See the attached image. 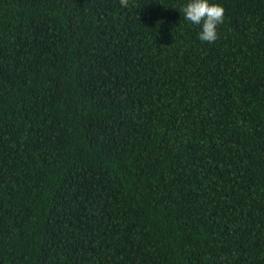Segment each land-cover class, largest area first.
<instances>
[{
	"label": "trees",
	"instance_id": "16d2710c",
	"mask_svg": "<svg viewBox=\"0 0 264 264\" xmlns=\"http://www.w3.org/2000/svg\"><path fill=\"white\" fill-rule=\"evenodd\" d=\"M189 2L0 0V264H264V0Z\"/></svg>",
	"mask_w": 264,
	"mask_h": 264
},
{
	"label": "clouds",
	"instance_id": "9594fccd",
	"mask_svg": "<svg viewBox=\"0 0 264 264\" xmlns=\"http://www.w3.org/2000/svg\"><path fill=\"white\" fill-rule=\"evenodd\" d=\"M121 7L128 6V0H120ZM181 11L187 21L201 26L199 39L202 42L214 43L218 39L217 27L224 23L225 9L209 0H190Z\"/></svg>",
	"mask_w": 264,
	"mask_h": 264
}]
</instances>
